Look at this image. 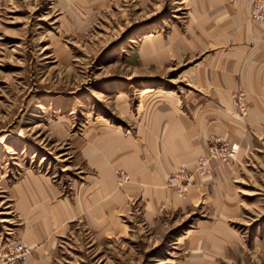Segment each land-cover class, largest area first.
<instances>
[{"label":"rangeland","instance_id":"374dc122","mask_svg":"<svg viewBox=\"0 0 264 264\" xmlns=\"http://www.w3.org/2000/svg\"><path fill=\"white\" fill-rule=\"evenodd\" d=\"M250 11L0 0V264H264V91L236 67L252 44L234 50L235 14L264 32ZM156 92L175 98L193 155L164 156Z\"/></svg>","mask_w":264,"mask_h":264},{"label":"crops","instance_id":"0c3cea01","mask_svg":"<svg viewBox=\"0 0 264 264\" xmlns=\"http://www.w3.org/2000/svg\"><path fill=\"white\" fill-rule=\"evenodd\" d=\"M234 16L237 22L235 26L238 27V29L240 30L239 34L241 40L240 45H238L237 48H235L234 50L246 52L247 49H250L249 46L251 44L253 47L246 52V55H242L241 53L238 54V62L236 63V67L240 64L241 67L244 68L243 64L249 63V68H246L244 71L241 70L242 73L246 74L247 79H245V81L247 83V88L252 95L257 94V91L263 93L262 91H264V89H260L259 86L255 84L257 81H259V79L264 78V57L260 56L262 55V49H260V47L264 45V32H262V30L260 31V29L255 27L253 24H250V26L245 25L248 23V15H240L239 17H237V15L235 14ZM240 19L242 21H239ZM253 31H255V33H253ZM254 54L257 56L255 57ZM262 68L263 70L261 71ZM236 70L238 71V69ZM204 78L205 76L203 77V79ZM199 80L200 79L198 78V83ZM152 97L153 98L151 102L148 104V118H150L155 132L161 130L162 127L165 125V132H163L162 134V142L160 143L165 145L164 156L166 158H170L172 161H179L182 157H188L193 155L195 153L196 147L193 146L194 143L192 142L188 132H186V128L183 125V122L179 118L178 110L176 108V105L174 104L175 98L172 97L171 100L165 99L164 97H166V94H161L158 92L153 94ZM164 106L167 107L165 108L166 110L163 109ZM129 146L130 143L126 140L123 145H120L118 147V151L126 149ZM109 158H111V156L104 155L100 152L95 153L92 157V160L95 161L97 164L96 166L102 170L101 183L106 186V191H108L109 196V199H106V202L118 198V195H111L113 192L111 190L109 191V188L111 187L112 189H114V182L109 176ZM127 170L133 171L134 174L139 173L140 176H142L144 171H146L147 169L138 165V163H132L127 167Z\"/></svg>","mask_w":264,"mask_h":264},{"label":"built area","instance_id":"2783aa9c","mask_svg":"<svg viewBox=\"0 0 264 264\" xmlns=\"http://www.w3.org/2000/svg\"><path fill=\"white\" fill-rule=\"evenodd\" d=\"M250 18L257 25L264 27V3L261 0H250Z\"/></svg>","mask_w":264,"mask_h":264}]
</instances>
